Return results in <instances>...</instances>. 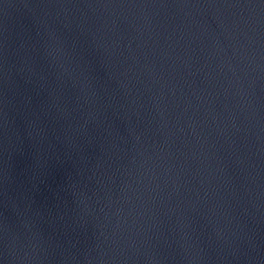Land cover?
I'll list each match as a JSON object with an SVG mask.
<instances>
[{"label": "water", "instance_id": "water-1", "mask_svg": "<svg viewBox=\"0 0 264 264\" xmlns=\"http://www.w3.org/2000/svg\"><path fill=\"white\" fill-rule=\"evenodd\" d=\"M0 264H264V0H0Z\"/></svg>", "mask_w": 264, "mask_h": 264}]
</instances>
